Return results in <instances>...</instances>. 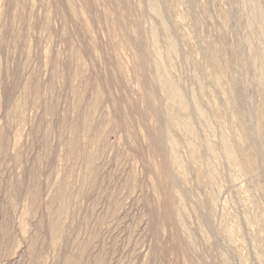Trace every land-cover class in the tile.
<instances>
[{
	"label": "rangeland",
	"instance_id": "1",
	"mask_svg": "<svg viewBox=\"0 0 264 264\" xmlns=\"http://www.w3.org/2000/svg\"><path fill=\"white\" fill-rule=\"evenodd\" d=\"M0 264H264V0H0Z\"/></svg>",
	"mask_w": 264,
	"mask_h": 264
}]
</instances>
